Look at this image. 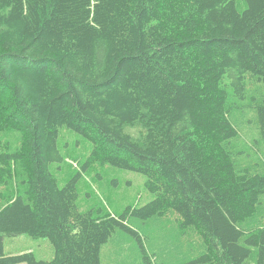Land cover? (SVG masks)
Wrapping results in <instances>:
<instances>
[{"label": "trees", "instance_id": "1", "mask_svg": "<svg viewBox=\"0 0 264 264\" xmlns=\"http://www.w3.org/2000/svg\"><path fill=\"white\" fill-rule=\"evenodd\" d=\"M244 1L241 12L235 0H0V134L20 135L0 152V186L13 191L0 208V264H103L118 232L152 264L129 216L170 212L202 238L188 264H264V228L247 227L264 174L241 170L232 147L231 96L264 85V0ZM261 98L251 106L264 144ZM63 127L93 146L83 171L143 174L156 199L120 217L81 211L82 174L60 187L51 172ZM24 234L48 239L53 259L7 256L4 238Z\"/></svg>", "mask_w": 264, "mask_h": 264}, {"label": "rangeland", "instance_id": "2", "mask_svg": "<svg viewBox=\"0 0 264 264\" xmlns=\"http://www.w3.org/2000/svg\"><path fill=\"white\" fill-rule=\"evenodd\" d=\"M235 1L239 11L243 12L247 7L246 2ZM248 82L246 99L239 101L231 96L230 100L231 104H236L232 122L239 133L232 140V147L238 155L241 170L264 174V144L256 110L251 106L256 99L261 98L264 85L257 80ZM128 133L136 138L144 135L140 128L130 129ZM59 136L58 149L64 160L52 164L51 172L56 176L60 187L66 186L77 174H82L77 184L78 206L81 211H94L95 215L100 211L102 217H120L127 210L141 209L156 199V194L147 189V177L143 174L100 163L83 171L93 149L90 141L64 127ZM6 143L16 150L20 146L19 133L2 132L0 152ZM11 187L0 186V208L12 195ZM128 221L139 232L152 264H188L205 251L200 234L194 228L183 227L182 218L175 213L170 212L146 221L129 216ZM247 227L252 231L264 228V197L254 213L253 221ZM252 249L251 261L254 263L258 252L256 248ZM4 252L7 256L33 252L37 259L46 261L52 260L55 255L54 247L48 239H35L25 234L6 236ZM102 262L144 264L141 245L127 232H118L103 248Z\"/></svg>", "mask_w": 264, "mask_h": 264}, {"label": "bare ground", "instance_id": "3", "mask_svg": "<svg viewBox=\"0 0 264 264\" xmlns=\"http://www.w3.org/2000/svg\"><path fill=\"white\" fill-rule=\"evenodd\" d=\"M28 2V1H27ZM191 77V76H190ZM213 84V83H212ZM180 85V84H179ZM216 86V85H215ZM245 184V183H244ZM231 188V187H230Z\"/></svg>", "mask_w": 264, "mask_h": 264}]
</instances>
